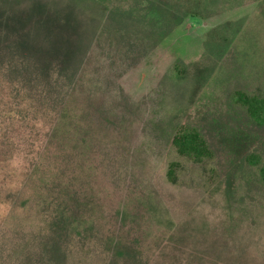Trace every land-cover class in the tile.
Here are the masks:
<instances>
[{
	"label": "rangeland",
	"instance_id": "374dc122",
	"mask_svg": "<svg viewBox=\"0 0 264 264\" xmlns=\"http://www.w3.org/2000/svg\"><path fill=\"white\" fill-rule=\"evenodd\" d=\"M41 1L0 22V264H264V0Z\"/></svg>",
	"mask_w": 264,
	"mask_h": 264
},
{
	"label": "trees",
	"instance_id": "16d2710c",
	"mask_svg": "<svg viewBox=\"0 0 264 264\" xmlns=\"http://www.w3.org/2000/svg\"><path fill=\"white\" fill-rule=\"evenodd\" d=\"M29 0H0V22L4 20H11L14 25L23 23V18L20 16L25 13V2ZM47 4L41 0L30 6L28 13V20H30L33 12H45L47 11ZM16 13L20 15H16ZM58 26L63 29H70L72 25L66 20L59 19ZM74 29V28H73ZM29 33H25L23 37L29 39ZM80 36L75 40L73 50H68L65 56V62L69 64L76 58L77 52L80 50ZM28 45V40H24ZM23 45V46H27ZM173 72H181V68L174 66ZM234 102H237L249 116V118L256 124L264 126V97L249 96L244 93L237 92L233 97ZM171 144L177 151V154L184 159L191 160L195 163H201L205 159H209L211 153L203 137L194 129L182 128L174 134ZM174 168H177V164L172 163L167 172L169 180L174 181ZM259 181L264 187V167L259 168Z\"/></svg>",
	"mask_w": 264,
	"mask_h": 264
}]
</instances>
